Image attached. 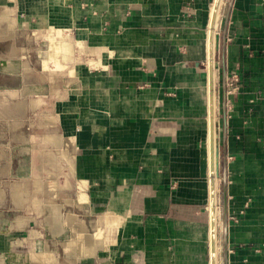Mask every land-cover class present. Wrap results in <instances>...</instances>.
<instances>
[{
    "label": "crops",
    "instance_id": "1",
    "mask_svg": "<svg viewBox=\"0 0 264 264\" xmlns=\"http://www.w3.org/2000/svg\"><path fill=\"white\" fill-rule=\"evenodd\" d=\"M213 2L0 0V264H211ZM228 5L215 263L264 264V0Z\"/></svg>",
    "mask_w": 264,
    "mask_h": 264
},
{
    "label": "water",
    "instance_id": "2",
    "mask_svg": "<svg viewBox=\"0 0 264 264\" xmlns=\"http://www.w3.org/2000/svg\"><path fill=\"white\" fill-rule=\"evenodd\" d=\"M221 0H214V9L211 17V25L209 27L208 44H209V60H208V83H209V135H210V258L211 264L215 263V188L212 176V159H213V134L215 131V111H214V93H215V18L217 9ZM219 148V147H218ZM219 151V150H218ZM218 153V152H217ZM221 176V174L217 173Z\"/></svg>",
    "mask_w": 264,
    "mask_h": 264
},
{
    "label": "bare ground",
    "instance_id": "3",
    "mask_svg": "<svg viewBox=\"0 0 264 264\" xmlns=\"http://www.w3.org/2000/svg\"><path fill=\"white\" fill-rule=\"evenodd\" d=\"M221 2V1H220ZM220 5V4H219ZM219 8V7H218ZM213 9H214V2L212 3V6H211V13L213 14ZM217 12H218V9H217ZM216 16H217V14H216ZM210 17H212V15L210 16ZM211 22V21H210ZM210 25H211V23H210ZM215 30L217 29V24H215V28H214ZM59 33V32H58ZM59 43H56V41H53V40H50V42H49V49H50V58L51 59H53V60H56L57 58H56V55H55V52H57V50H58V48H59V45H58ZM64 45H63V50H64V53L63 54H61L60 55V58H63V57H65V58H67L68 56H71V54H72V46H70V44L69 45H67V43H63ZM72 47V48H71ZM72 49V50H71ZM67 53H69V54H67ZM59 58V59H60ZM65 58H63V59H65ZM207 60H209V52H208V59ZM63 61V60H62ZM60 60L59 61H57V65H58V67H61V68H63L64 67V65H62V64H60ZM68 74H69V79H70V81H72V80H74V77H75V73L73 72V70H72V68L69 70V72H68ZM208 85H209V83H208ZM214 99H215V93H214ZM214 107H215V101H214ZM208 108H209V90H208ZM214 111H215V109H214ZM216 130V129H215ZM218 130V129H217ZM217 132V131H216ZM215 132V133H216ZM218 138V137H217ZM216 138V134H215V147H214V143H213V159H212V176H213V174H214V177H213V180H214V188H215V197H216V192H217V171H218V169H219V162H218V153H217V144H218V140H216L217 139ZM213 139H214V134H213ZM209 146V145H208ZM215 156V157H214ZM214 163H215V166H214ZM215 167V172L213 171V168ZM210 175H211V168H210ZM210 175H208V176H210ZM81 185V184H80ZM18 186V185H17ZM68 186H69V184H68ZM70 187V186H69ZM16 188H18V187H16ZM78 191H80L79 189H78ZM81 192V191H80ZM19 199V198H18ZM21 200V199H20ZM216 206H215V213H216V215H217V213H218V207H217V200H216V204H215ZM54 216H55V214H54ZM53 216V217H54ZM68 217V216H67ZM74 217V215H71V218H73ZM56 218V217H55ZM74 218H76V216L74 217ZM73 218V219H74ZM56 220V219H55ZM54 219H53V221H55ZM218 221V220H217ZM216 224V223H215ZM79 229H82L81 227L79 228ZM81 233V232H80ZM217 237V236H216ZM216 240V239H215ZM216 247V246H215ZM49 255V254H48ZM45 256V255H44ZM76 256V255H75ZM219 259V258H218Z\"/></svg>",
    "mask_w": 264,
    "mask_h": 264
},
{
    "label": "rangeland",
    "instance_id": "4",
    "mask_svg": "<svg viewBox=\"0 0 264 264\" xmlns=\"http://www.w3.org/2000/svg\"><path fill=\"white\" fill-rule=\"evenodd\" d=\"M230 3V0H221V2H220V5H219V8H218V12H217V16H216V18H215V24H217V28L219 27V25H220V23L222 22V21H224V16H225V12L227 11V9H228V4ZM215 27V26H214ZM59 48H58V50H57V52H55V55H56V58H58V61L60 60L61 62H60V64H62V65H64V67L63 68H61V67H58V65H57V67L58 68H60V69H64L65 68V64H64V62L62 61V58H60V55L61 54H63L64 53V50H63V43H61V42H59ZM50 46V45H49ZM51 49V48H50ZM50 49H49V57H50ZM217 53V51H215V54ZM60 58V59H59ZM63 58H65V57H63ZM66 59V58H65ZM215 60H216V57H215ZM56 61V60H55ZM45 62V61H44ZM57 63V62H56ZM71 69V68H70ZM69 69V70H70ZM69 70H68V72H69ZM68 72H67V75H68V77H69V74H68ZM66 79H67V77H66ZM38 90H39V88H38ZM37 90V91H38ZM216 106H218V103H216ZM51 119H50V117L48 118V121H47V123L46 124H48L47 126L45 125V127H46V130H48V132H51L50 130H51V127H49V121H50ZM217 133H218V135H219V142L221 141V132H220V129L219 130H217ZM45 134V133H44ZM218 158H219V161H220V163H219V169H218V171H219V173L221 174V171H222V168H221V165H222V161H221V157H220V153L218 152ZM217 171V172H218ZM217 199H218V205H219V194L218 193H220V191H221V185H222V178H221V176L220 175H218L217 174ZM51 184V183H50ZM16 189H18V188H16ZM15 189V190H16ZM19 198V199H18ZM15 199L17 200V201H19L20 202V199H21V195L19 194V192H16V194H15Z\"/></svg>",
    "mask_w": 264,
    "mask_h": 264
},
{
    "label": "built area",
    "instance_id": "5",
    "mask_svg": "<svg viewBox=\"0 0 264 264\" xmlns=\"http://www.w3.org/2000/svg\"><path fill=\"white\" fill-rule=\"evenodd\" d=\"M238 81V75L236 73H231L226 79V85L228 92H231L236 88V82Z\"/></svg>",
    "mask_w": 264,
    "mask_h": 264
}]
</instances>
